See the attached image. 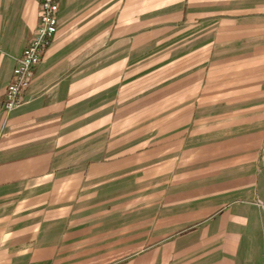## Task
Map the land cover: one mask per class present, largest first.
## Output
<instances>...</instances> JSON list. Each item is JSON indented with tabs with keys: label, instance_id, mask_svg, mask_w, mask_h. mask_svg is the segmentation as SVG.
<instances>
[{
	"label": "crops",
	"instance_id": "crops-1",
	"mask_svg": "<svg viewBox=\"0 0 264 264\" xmlns=\"http://www.w3.org/2000/svg\"><path fill=\"white\" fill-rule=\"evenodd\" d=\"M39 1L0 0V264H264V0H58L7 113ZM162 61L194 71L164 91L156 191L139 187L156 158L140 134L157 131L140 128L139 70ZM208 106L210 125L188 128Z\"/></svg>",
	"mask_w": 264,
	"mask_h": 264
},
{
	"label": "rangeland",
	"instance_id": "rangeland-1",
	"mask_svg": "<svg viewBox=\"0 0 264 264\" xmlns=\"http://www.w3.org/2000/svg\"><path fill=\"white\" fill-rule=\"evenodd\" d=\"M183 27L181 26H173V29L171 30V33L173 34L174 32H178ZM179 53H173L170 57L171 61L172 58H177ZM167 62L168 59L166 60ZM171 63V62H170ZM163 64L161 67L154 68L153 70L151 69H143L141 68L139 72L141 73V79L140 82H144L140 85V93H139V106L141 109V114H140V128H145V125H148L149 123L154 124L156 132H146L144 134H140L141 139H140V146H144V148L141 149L139 157L140 158H147L150 155H154L156 158H154L155 162L153 164L147 165L146 162L142 163L140 165V170H139V175H140V180H139V187L140 189L147 187L148 185L156 184L155 190L160 191L164 187V178L167 176V165L164 164V151H163V144L164 141H167V138L164 137L163 132H159V128L162 126L164 122V108L165 104L167 101V97L170 94L176 93L175 91L178 90V84L177 82L179 81L180 78H184L187 76H190L191 73L194 71L191 68H188V70H185V72L178 73V69H171V66L169 63L165 62H159L157 65ZM168 64V65H166ZM165 66V67H164ZM177 72V74H174ZM143 74V75H142ZM149 74V78L148 75ZM173 74L171 77L170 75ZM171 88L174 92H170L166 94L167 89ZM166 89V90H165ZM136 98V97H135ZM199 116L197 118L192 117L191 121L188 124V128H195L197 124H204L205 125H210V123L213 120V116H215V110L211 108L210 106L204 107L203 110L198 111ZM148 118L149 116H152ZM215 119V118H214ZM217 119V118H216ZM196 121V123H194ZM194 135V133H191ZM190 134V135H191ZM186 136L184 137V140L187 142L190 141V138L192 136ZM203 136L204 144L210 143L212 141V133L210 131L204 132L201 134ZM179 141V138H173V143L176 141ZM146 146H152L151 150H148ZM196 150H186V148H182L181 152L176 151L172 152L171 156L173 158H176L178 156H185V157H190V156H196ZM149 152H151L149 154ZM192 152V153H189ZM177 153V154H175ZM148 166H150V170H148ZM175 166L173 165L172 171L174 172ZM150 174V175H148ZM137 177V176H136ZM149 177H154L153 180H149ZM173 178V177H172ZM169 179V178H168ZM132 183V182H131ZM141 192L146 193L147 190H142Z\"/></svg>",
	"mask_w": 264,
	"mask_h": 264
},
{
	"label": "built area",
	"instance_id": "built-area-1",
	"mask_svg": "<svg viewBox=\"0 0 264 264\" xmlns=\"http://www.w3.org/2000/svg\"><path fill=\"white\" fill-rule=\"evenodd\" d=\"M58 0H40L37 25L27 46L15 59L9 83L4 90L3 110L11 112L21 104L22 93L27 89L33 68L50 46L57 27Z\"/></svg>",
	"mask_w": 264,
	"mask_h": 264
}]
</instances>
